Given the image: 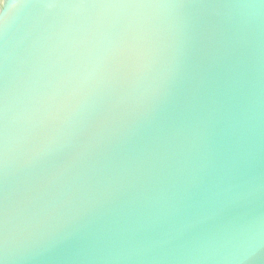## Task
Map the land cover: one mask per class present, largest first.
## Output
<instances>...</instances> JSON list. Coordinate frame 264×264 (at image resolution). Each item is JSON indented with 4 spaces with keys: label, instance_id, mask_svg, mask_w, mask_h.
<instances>
[{
    "label": "water",
    "instance_id": "water-1",
    "mask_svg": "<svg viewBox=\"0 0 264 264\" xmlns=\"http://www.w3.org/2000/svg\"><path fill=\"white\" fill-rule=\"evenodd\" d=\"M0 264H264V0H4Z\"/></svg>",
    "mask_w": 264,
    "mask_h": 264
},
{
    "label": "clouds",
    "instance_id": "clouds-1",
    "mask_svg": "<svg viewBox=\"0 0 264 264\" xmlns=\"http://www.w3.org/2000/svg\"><path fill=\"white\" fill-rule=\"evenodd\" d=\"M4 3V0H0V6H2Z\"/></svg>",
    "mask_w": 264,
    "mask_h": 264
}]
</instances>
